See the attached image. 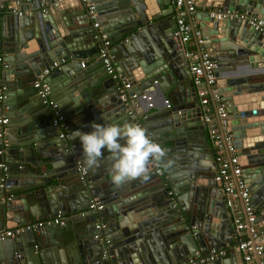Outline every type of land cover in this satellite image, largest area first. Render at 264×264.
Masks as SVG:
<instances>
[{"label": "water", "instance_id": "95a60500", "mask_svg": "<svg viewBox=\"0 0 264 264\" xmlns=\"http://www.w3.org/2000/svg\"><path fill=\"white\" fill-rule=\"evenodd\" d=\"M194 1L196 10L189 19L198 23L190 20V24L216 62L215 83L226 104L225 130L232 136L264 246V33L247 24L255 17L264 26V0ZM87 4H92L93 19L86 14ZM2 5L0 86L5 90L0 107L8 122L7 147L0 162L6 161L7 171L27 164L23 175L32 183L14 175L5 181L8 188L0 187V229L53 219L58 212L79 215L63 225L23 230L1 241L0 264H175L223 247L226 241L221 234L230 235L233 227L225 197L212 181L216 144L206 135L210 127L201 124L182 44L173 36L168 0H28L25 5L22 0H4ZM82 10L83 15H74ZM218 10L245 15L214 20L210 14ZM22 11L29 13L22 16ZM73 22L79 28H72ZM93 23L116 44L109 54L115 72L130 84L126 95L141 98L153 87L160 90L165 108L141 123L166 156L149 164L146 179L115 185L105 151V161L87 169L89 187L81 188L73 179V160L84 159L77 133H90L92 124L134 122L124 113L117 85L103 68L92 77L89 74L91 62L100 63ZM53 62L63 65L48 75L47 84L56 76L63 83L51 87L42 99L30 86ZM237 65L252 69L254 78L232 75ZM44 100L57 105L68 126L67 139H58L59 130L51 126V108ZM209 107L214 119L211 128L221 142L215 152L225 153L214 107ZM149 109H134L135 116ZM68 141L77 145L68 149ZM91 198L103 205L101 211L87 210ZM96 216L107 225L101 238H94L99 234L94 229ZM104 250L107 258L102 259ZM226 257V262L209 264H242L239 256Z\"/></svg>", "mask_w": 264, "mask_h": 264}, {"label": "built area", "instance_id": "2783aa9c", "mask_svg": "<svg viewBox=\"0 0 264 264\" xmlns=\"http://www.w3.org/2000/svg\"><path fill=\"white\" fill-rule=\"evenodd\" d=\"M85 2V0H81ZM172 9V19L175 23L173 36L176 37L181 44H186L190 41L194 43L193 50H183V58L187 65V70L190 73L191 82L196 87V96L199 100V105L204 109L203 111V125L209 126V134L213 142L216 144L215 148L220 146V135L218 132L212 130L214 119L209 116L208 105L212 104L217 118L218 128L222 131V138L224 143V152L216 151L214 162L216 169L212 176V181L218 184V189L224 195L225 207L228 211L230 222L233 227V245L228 249H233L238 255L242 264H264V246L262 244L263 236L259 233L255 218L256 215L251 205L249 192L246 188V183L241 175V166L236 155L235 149L232 146V136L225 130L226 127V104L222 101L215 83V69L216 62L211 59L209 54L205 51L200 33L198 30H192L189 17L195 12L194 0H169ZM92 4L86 5V14L90 19L94 18L92 13ZM244 13L220 11L211 13L210 17L214 20L233 19L238 17L244 18ZM192 18V17H191ZM247 24L252 26L255 31L264 33V26L262 22L255 17L248 19ZM93 29L97 30L96 37L98 38V47L96 58L100 60V65L103 68L104 74L111 78L117 85L119 92V99L124 104L126 115L134 120L133 124L142 126L140 120L137 119L134 113L135 101L138 99L136 94L126 95V90L130 88V84L126 78L121 74L115 72L112 65V57L109 54L111 48V40L107 34L101 31L97 23H93ZM58 64L51 63L32 82L31 87L35 90L36 95L40 98H45L50 92V86L46 83L45 78L56 69ZM5 88L0 86V103L4 98ZM144 98L143 96H141ZM51 108L52 119L51 126L59 130L58 139H67L69 137L68 126L65 124L61 112L57 105L52 102L43 101ZM166 107L168 105L166 104ZM208 109V110H207ZM8 119L4 116L3 110L0 107V156L3 154L4 148L7 147V141L4 139L5 126ZM75 144L72 141L67 142V148H74ZM74 169L76 172V182L81 188L89 187L88 170L84 162L80 158L73 160ZM8 164L5 160L0 162V187L8 188L5 181L8 177ZM20 169V166H17ZM159 172L156 170V173ZM167 196L171 198V192H167ZM103 205L95 198L90 200L87 210L91 213H96L102 210ZM51 223L63 225L64 217L59 212L53 219H46L44 221L32 222L23 227L13 229H0V242L7 238H12L23 230L42 227L43 225H50ZM94 229L99 232L94 238H101L102 233L107 230V225L103 222H95ZM108 245V240H105ZM227 249H211L203 256H196L186 263L175 264H209L226 256ZM102 259L107 258L106 252L102 254Z\"/></svg>", "mask_w": 264, "mask_h": 264}, {"label": "clouds", "instance_id": "9594fccd", "mask_svg": "<svg viewBox=\"0 0 264 264\" xmlns=\"http://www.w3.org/2000/svg\"><path fill=\"white\" fill-rule=\"evenodd\" d=\"M91 127L93 131L90 133H77L84 165L86 169L98 167L106 151L111 163V180L115 185L146 179L149 164L166 156L165 150L150 139L147 129L138 124H92Z\"/></svg>", "mask_w": 264, "mask_h": 264}, {"label": "crops", "instance_id": "0c3cea01", "mask_svg": "<svg viewBox=\"0 0 264 264\" xmlns=\"http://www.w3.org/2000/svg\"><path fill=\"white\" fill-rule=\"evenodd\" d=\"M4 0H0V16L3 14L4 12V6L2 5V2ZM26 1L28 0H22V4L25 5ZM81 1V0H80ZM82 2V1H81ZM169 2V0H168ZM14 3H17V1H15ZM74 3V2H73ZM83 3V2H82ZM70 6L72 5L71 3L69 4ZM75 5V8H78L79 7V3L75 2L74 3ZM169 6H170V3H169ZM80 8V7H79ZM171 8V6H170ZM81 9V8H80ZM29 13V11H22V16H26L27 14ZM84 14V10L81 11V13L79 14V12H75L74 15L75 16H79V15H83ZM171 16H172V9H171ZM192 21L193 25H196L198 22L192 17L191 19H189V21ZM72 28H79V26L75 25V22L72 23ZM1 43V42H0ZM116 44H112V41H111V48H114ZM182 47V50L184 51H187V50H193L194 49V43L193 41H190L186 44H182L181 45ZM110 48V49H111ZM96 56V55H95ZM52 62V61H51ZM98 61L95 59L94 62H91L90 66H89V74H91V77L92 75H95V73L97 71H99V69L101 68L100 66V63H97ZM63 63H60L58 65V67L56 69H53L51 71L52 72H55L57 71L58 68H60V66H62ZM233 64H231L230 66H232ZM47 67V66H46ZM46 67H44L43 69H45ZM252 73H254V71L252 69H249L247 66L245 65H237L234 70L232 71V75H234L235 77H242V76H250L251 78H254V76L252 75ZM62 77L64 78V75H62ZM88 77H90V75H88ZM50 78V77H49ZM48 76L45 78V81L47 83V79L49 80ZM51 79V78H50ZM66 82V80H64V83ZM61 83H63V79H61L60 76H56L54 78H52V82L50 84V88L51 87H56V88H60L61 86ZM30 88H32L30 86ZM196 88H194V94L196 96ZM141 96H145V99L146 101L143 100V98L139 97L136 101H135V106H134V109H138L140 108L141 110H144L146 107H149L150 109L149 110H146L144 111L141 115H137V119L140 120H143L145 119L147 116H149V114H153L155 113L156 111H158L159 109H161L162 107L165 108V102L164 100H162V96H161V92L160 90L157 88V87H153V90L148 92V93H142ZM197 98V96H196ZM198 99V98H197ZM166 101L167 103L170 105L171 104V98L169 96H166ZM210 106V105H208ZM200 107V105H199ZM210 107H208L209 109ZM207 109V110H208ZM203 111L204 109L200 107V117L202 118L203 117ZM209 111V110H208ZM124 113H126V109L124 110ZM210 118L213 119V115L212 114H209ZM125 116V114H124ZM142 124V123H141ZM201 124L203 125V120L201 121ZM206 135L208 136V140L210 142H213V140L211 139L210 137V134L209 132L206 131ZM49 140V139H48ZM47 141V140H46ZM75 143V146L77 145L76 142ZM212 144V143H211ZM51 148V147H50ZM50 148H46L44 149L45 152H49L50 151ZM80 152L78 150L75 149V154L78 155ZM217 152H215V147H212V159L214 161V157L216 155ZM199 156V155H198ZM205 156V155H204ZM77 158H80V157H77ZM83 162H84V159L83 158H80ZM105 161V159H103L101 162ZM215 163V162H214ZM211 165V163H210ZM20 166V169H17V165H13V166H10L11 167V171H8V177L9 179L12 177L15 176H18V179L19 180H26V181H30L29 183L31 184V180H30V177H26L24 176L23 174H25V172L23 171L24 169H28L29 166L27 164H21L19 165ZM215 168H216V163H215ZM156 169V167H155ZM90 172H88V176H89ZM19 176H24V177H19ZM73 179L76 181V175L73 176ZM171 190L170 188H167V191ZM94 199V198H91V200ZM79 215L78 213H68V214H64L63 217H64V224L69 222V220L73 219L74 216H77ZM106 215V214H105ZM106 217V216H105ZM187 217H188V213H187ZM186 217V218H187ZM101 219H103V217H98L96 216V222L97 221H100ZM43 221V220H42ZM106 224V223H105ZM227 234V231L225 232H222L221 234V238L222 240L224 239L226 241L225 245L223 247H218V248H222V249H227L226 251V256H231L233 259H236L237 257L236 256H239L233 249H228L230 248L232 245H233V239H232V233H230V235H226ZM218 248H212V249H218ZM211 249H208V251H210ZM60 252L62 253L63 255V252L60 250ZM105 252L102 251V254ZM199 256H203L201 253L198 254ZM222 257L220 258V260H222V262H226L228 261V258L227 257ZM219 260V261H220ZM213 263V262H212ZM174 264V263H173Z\"/></svg>", "mask_w": 264, "mask_h": 264}]
</instances>
